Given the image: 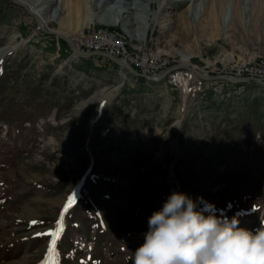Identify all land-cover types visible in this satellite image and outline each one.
Returning a JSON list of instances; mask_svg holds the SVG:
<instances>
[{
  "label": "rangeland",
  "instance_id": "374dc122",
  "mask_svg": "<svg viewBox=\"0 0 264 264\" xmlns=\"http://www.w3.org/2000/svg\"><path fill=\"white\" fill-rule=\"evenodd\" d=\"M196 2L152 1L148 40L174 63L192 53L188 64L209 73L264 64V0H235L246 12L231 26L228 0H207L206 21L191 15ZM78 4L62 0L61 13ZM58 21L47 26L82 32ZM100 24L133 35L120 22L83 29ZM137 78L77 55L23 6L0 0V264H41L62 213L52 264H133L149 216L173 191L203 197L240 227L264 223V85L187 69Z\"/></svg>",
  "mask_w": 264,
  "mask_h": 264
},
{
  "label": "clouds",
  "instance_id": "9594fccd",
  "mask_svg": "<svg viewBox=\"0 0 264 264\" xmlns=\"http://www.w3.org/2000/svg\"><path fill=\"white\" fill-rule=\"evenodd\" d=\"M147 224L133 264H264V223L240 227L235 216L218 217L203 197L173 191Z\"/></svg>",
  "mask_w": 264,
  "mask_h": 264
},
{
  "label": "bare ground",
  "instance_id": "6f19581e",
  "mask_svg": "<svg viewBox=\"0 0 264 264\" xmlns=\"http://www.w3.org/2000/svg\"><path fill=\"white\" fill-rule=\"evenodd\" d=\"M23 1L26 2L33 11L42 17L43 23L46 26L51 20H59L58 22L60 27H63L62 25H66L68 28L79 29V31H83V28L86 24L94 23L95 20L101 23L120 22L126 28V30L132 31L134 36H139V38L144 41L145 35L147 34V29L150 25L151 13L149 12V7L150 3L154 0H112L110 3H106L108 0H81V5H76L75 9L70 8L69 12L64 14L61 13L64 11V9L60 7L62 0ZM195 1L197 0H192V3ZM206 1L207 0H198L196 5L189 9L191 15L193 14L195 19L201 20L202 17V20L206 21L208 14V12H206ZM234 1L235 0H228V4L225 6L224 10L227 11L226 13H228L230 16V20L229 17H223V23L226 24L225 26H231L233 24L232 14H238L240 20H243V14L246 12L245 5L242 6L237 3H233ZM52 2H56L58 5L53 10L51 9V11H48V7ZM81 6H84V12H81ZM139 10L142 11L141 18L137 16L139 15ZM129 15L135 19H129ZM153 16L155 17L156 15L153 14ZM213 23L218 24V21L215 20ZM55 30L62 33L66 32L63 28H57ZM163 51L164 50L162 48L159 49V52ZM168 53L173 55V53L170 51H168ZM180 54L184 63H188L192 58V53L190 52L181 50Z\"/></svg>",
  "mask_w": 264,
  "mask_h": 264
},
{
  "label": "built area",
  "instance_id": "2783aa9c",
  "mask_svg": "<svg viewBox=\"0 0 264 264\" xmlns=\"http://www.w3.org/2000/svg\"><path fill=\"white\" fill-rule=\"evenodd\" d=\"M74 41L82 50H103L149 75H156L176 61L168 52H159V48L153 45L146 35L143 41L139 36L110 25L100 24L83 29ZM254 63L236 65V73L264 77V64Z\"/></svg>",
  "mask_w": 264,
  "mask_h": 264
},
{
  "label": "water",
  "instance_id": "95a60500",
  "mask_svg": "<svg viewBox=\"0 0 264 264\" xmlns=\"http://www.w3.org/2000/svg\"><path fill=\"white\" fill-rule=\"evenodd\" d=\"M12 1L18 5L23 6L27 10V12L34 17L37 25L39 26L41 30L49 34H54L66 40L77 55L85 56V57H91V56L106 57L109 60L113 61L114 63L118 64L120 67H123L126 70H128L134 76L143 77L149 81H159L165 78L168 74L172 73L173 71H176L179 69H187V70L192 71L194 74H196L198 77L202 79L226 80L232 83L256 82L259 85H264V78L262 77H256V76H251V75L233 76V75H228L224 73H209L207 71L201 70L191 64L184 63V62H175L167 66L166 68L162 69L156 75L144 74L138 71L128 62L124 61L123 59L116 57L112 54H109L108 52H105L103 50H82L80 49L71 36H69L68 34H64L62 32H58L55 29L49 28L48 26L44 25L42 17L38 13L33 11L26 2H24L23 0H12Z\"/></svg>",
  "mask_w": 264,
  "mask_h": 264
},
{
  "label": "snow or ice",
  "instance_id": "6c2138e0",
  "mask_svg": "<svg viewBox=\"0 0 264 264\" xmlns=\"http://www.w3.org/2000/svg\"><path fill=\"white\" fill-rule=\"evenodd\" d=\"M70 203L71 201H69V204ZM67 207L68 206L66 205L64 211H67ZM62 220H63V213L61 214L60 220L57 221V227L48 233V235L52 237L51 246L48 249L46 259L42 261L41 264H52L51 257L57 254L55 249H56L57 240L59 239L60 233L62 231ZM32 223L35 224L36 221H32ZM37 235H41V234L38 233Z\"/></svg>",
  "mask_w": 264,
  "mask_h": 264
},
{
  "label": "trees",
  "instance_id": "16d2710c",
  "mask_svg": "<svg viewBox=\"0 0 264 264\" xmlns=\"http://www.w3.org/2000/svg\"><path fill=\"white\" fill-rule=\"evenodd\" d=\"M95 57H97V58H100V57H102V58H104L105 60H108V61H110V62H113V61H111V60H109L108 58H106V57H103V56H91V57H89V58H95ZM116 64V63H115ZM118 65V64H117ZM174 72V71H173ZM172 72V73H173ZM171 74V73H170ZM170 74H168V75H170ZM167 75V76H168ZM138 79H145V78H143V77H138Z\"/></svg>",
  "mask_w": 264,
  "mask_h": 264
},
{
  "label": "crops",
  "instance_id": "0c3cea01",
  "mask_svg": "<svg viewBox=\"0 0 264 264\" xmlns=\"http://www.w3.org/2000/svg\"><path fill=\"white\" fill-rule=\"evenodd\" d=\"M137 77V76H136ZM138 79V78H137ZM140 80V79H139Z\"/></svg>",
  "mask_w": 264,
  "mask_h": 264
}]
</instances>
